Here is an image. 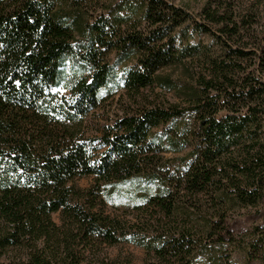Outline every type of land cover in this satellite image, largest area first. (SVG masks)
I'll use <instances>...</instances> for the list:
<instances>
[{
    "label": "trees",
    "instance_id": "16d2710c",
    "mask_svg": "<svg viewBox=\"0 0 264 264\" xmlns=\"http://www.w3.org/2000/svg\"><path fill=\"white\" fill-rule=\"evenodd\" d=\"M210 2L202 24L174 0H0V264H131L88 262L119 243L196 264L204 238L229 235L209 211L263 196L264 28ZM185 23L222 50L188 108L145 95L173 91L161 70L200 53L175 46ZM120 91L135 108L88 136ZM87 177L90 190L74 186Z\"/></svg>",
    "mask_w": 264,
    "mask_h": 264
},
{
    "label": "rangeland",
    "instance_id": "374dc122",
    "mask_svg": "<svg viewBox=\"0 0 264 264\" xmlns=\"http://www.w3.org/2000/svg\"><path fill=\"white\" fill-rule=\"evenodd\" d=\"M213 2H216L221 10L224 9L227 13L235 14L236 20L250 17L254 19V29L261 30L264 28V2L256 4L252 0H212V4H214ZM208 3H211L210 0H174L176 7L187 11L196 22L202 24H206V21L201 17V10ZM213 30H216V27H213ZM175 36L177 48L185 45H196L199 47L200 53L198 56L184 59L178 65L161 70L160 74L170 78L176 86L173 91L168 92L154 86L153 92L146 91L145 95L151 98L158 95L163 103L169 102L178 104L182 108H188L186 89L189 86H197L199 76L208 74L206 59L221 55L222 50L210 36L194 32L190 23L182 25L176 31ZM244 42H248V38H245ZM110 60H113L112 57ZM125 66L116 68L119 74L123 70L121 67ZM120 93L121 91L89 114L86 120L88 136L97 134L102 125L108 124L116 116H121L124 112L135 108L126 99V96L120 99ZM183 122H189L190 125H193V118L188 116ZM188 151L187 148L180 154L167 152L164 153V157L182 156ZM74 186L81 191L90 190L94 186V179L92 177L77 179ZM207 207L208 209L211 208L210 206ZM207 207L205 208L207 209ZM217 209L220 208H215L214 211L211 209L209 212L225 215V223L222 226L229 232V235L217 232L211 239L204 238L203 244L207 246V251L197 256L196 264H264V245L260 241L261 237L264 239V193L253 206L242 208L234 205L218 210V212ZM105 210L108 213L112 212L109 206H106ZM117 212L119 215L127 216V218L135 216V213L130 209L121 208ZM52 219L59 223L58 214H53ZM219 236H221L222 241H218ZM87 260L88 262L96 260L129 261L131 264H149L154 261L153 255L147 253L145 248L131 243H119L110 247L103 246L100 252L94 256H88Z\"/></svg>",
    "mask_w": 264,
    "mask_h": 264
}]
</instances>
